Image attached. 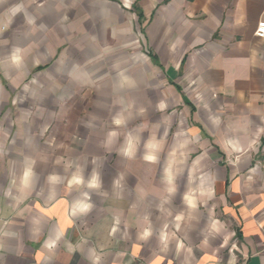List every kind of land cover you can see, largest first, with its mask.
<instances>
[{"label":"crops","instance_id":"obj_1","mask_svg":"<svg viewBox=\"0 0 264 264\" xmlns=\"http://www.w3.org/2000/svg\"><path fill=\"white\" fill-rule=\"evenodd\" d=\"M264 0H0V264H264Z\"/></svg>","mask_w":264,"mask_h":264},{"label":"built area","instance_id":"obj_2","mask_svg":"<svg viewBox=\"0 0 264 264\" xmlns=\"http://www.w3.org/2000/svg\"><path fill=\"white\" fill-rule=\"evenodd\" d=\"M256 35L264 39V20L260 21L256 28Z\"/></svg>","mask_w":264,"mask_h":264},{"label":"snow or ice","instance_id":"obj_3","mask_svg":"<svg viewBox=\"0 0 264 264\" xmlns=\"http://www.w3.org/2000/svg\"><path fill=\"white\" fill-rule=\"evenodd\" d=\"M157 264H160V262L158 261Z\"/></svg>","mask_w":264,"mask_h":264}]
</instances>
